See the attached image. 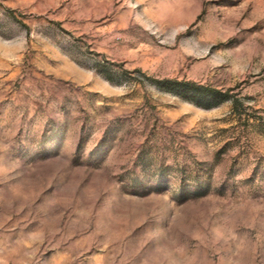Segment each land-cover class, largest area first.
I'll return each mask as SVG.
<instances>
[{
	"label": "rangeland",
	"instance_id": "obj_1",
	"mask_svg": "<svg viewBox=\"0 0 264 264\" xmlns=\"http://www.w3.org/2000/svg\"><path fill=\"white\" fill-rule=\"evenodd\" d=\"M0 264H264V0H0Z\"/></svg>",
	"mask_w": 264,
	"mask_h": 264
},
{
	"label": "trees",
	"instance_id": "obj_2",
	"mask_svg": "<svg viewBox=\"0 0 264 264\" xmlns=\"http://www.w3.org/2000/svg\"><path fill=\"white\" fill-rule=\"evenodd\" d=\"M155 83L163 91L206 110L218 107L229 100L226 92L189 81L161 80Z\"/></svg>",
	"mask_w": 264,
	"mask_h": 264
}]
</instances>
